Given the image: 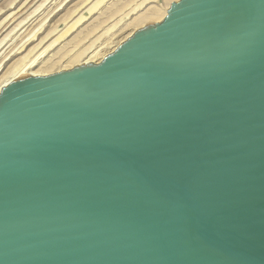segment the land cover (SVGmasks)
I'll return each instance as SVG.
<instances>
[{
  "label": "water",
  "instance_id": "1",
  "mask_svg": "<svg viewBox=\"0 0 264 264\" xmlns=\"http://www.w3.org/2000/svg\"><path fill=\"white\" fill-rule=\"evenodd\" d=\"M0 264H264V0L2 88Z\"/></svg>",
  "mask_w": 264,
  "mask_h": 264
},
{
  "label": "rangeland",
  "instance_id": "2",
  "mask_svg": "<svg viewBox=\"0 0 264 264\" xmlns=\"http://www.w3.org/2000/svg\"><path fill=\"white\" fill-rule=\"evenodd\" d=\"M42 1L43 0H0V10H1L0 11V24H1L0 25V30H1L0 31V37L1 38L3 36H4V38L6 37L5 39L2 38V39H4V42L0 38V42L2 41L0 44V49H1L0 56L4 55L5 51L8 52V50H10L13 46H16L15 49H17L22 44V42L20 43V41L24 42L26 39H28L30 37V35L32 33L35 32L34 33L35 36L33 38L34 40L32 39L33 40L32 42H31V40H29V43L26 46H24L22 48V50L18 51V53H19V52L23 51V49H24L23 52L19 53L18 55L16 54L15 56H13L10 59L8 56L6 58L7 61L6 60L1 61L2 56L0 57V62H1L0 63V81L4 78L2 75H5L6 71L9 72L10 68L13 65L15 66V63L20 61V60H18V58L19 59L22 57L24 58V55L26 54V50L28 51V50L32 49L34 47V45H36L40 42L39 40H41V39H44L43 42L32 53V55L29 56L27 58V60L26 59L21 60V62L17 63L16 65L20 66L22 64V62H23V64H25V63H27L28 60H31L34 58L35 59V62H34L35 65L32 64L34 66L33 67L34 69H32V70H42L43 69V70L52 71V74H53V73H55L53 71H57L58 68L69 64V61H68L69 58H70V60H72L73 58L76 57V55L78 57L80 54L79 52L81 50L83 51L86 47H87V49H89L88 51H91L92 49H93L92 51H94L95 49L96 50L101 49L99 51L100 53H102L103 51L105 52L107 49L111 48V46H113L125 33L129 32L130 29H133L136 27V25L138 23L137 18L140 15H143V13H144V15L147 14L146 12L148 11V9H149V12H151L150 10H152L151 13L156 12V11L159 12L162 10L163 7H165L164 6V5H166L165 2H167V0L166 1H164V0H134V1L133 0H70V1H67V2L61 4L60 9L58 8L59 9L58 10V9H56V7H57V4L59 5L61 3L60 0H52V1L46 0V1H43L44 3ZM59 1H60V3H59ZM62 2H63V0H62ZM137 2H139V3H137ZM39 3H41V4L39 5ZM25 5H27V6H26V8L23 9V7ZM39 6H40V8H38ZM91 8H92V10H91ZM153 8H155L156 11H154ZM18 9L19 10L22 9L20 12V15L17 14L14 17V19L11 20L12 22L9 21V23L6 24L4 26L5 27L4 28L2 25L5 23L6 20L3 21L4 20L3 18H6V17L9 18L11 15H13L17 11H19ZM36 9H37V11H36ZM159 9H161V10H159ZM9 14H10V16H8ZM23 14H24V16H23ZM27 14L31 15V16L28 17ZM23 17H28V19L24 22V23H27V25H25V27L21 31H19V29H18V28H21V25L18 26V28H15V30L12 33L10 30H12L13 27L17 24V22H19V19L21 21ZM80 18H82V21L80 20V22H78L77 26H76L75 23ZM134 18H136L137 23L134 21ZM29 20H31V21H29ZM138 20H140V18H138ZM130 22H132V24L130 26H127L128 24H130ZM151 23H158V22H151ZM146 24L147 23H145L142 27H144ZM72 25H75V26H72ZM33 28H34V30H32ZM141 28H139V29H141ZM24 30H25V32L22 36L29 33V35H28L29 37L26 36L25 38H22V36H20ZM9 31H10V34L11 33L12 34L11 35L8 34V36H7V33H9ZM64 32H66V33H64ZM62 33H64L65 35ZM34 34H32V35H34ZM60 34L64 35V36H62V38H60V40L56 41L55 44L54 43H53V45L51 44L52 47H50L51 46L50 43H52L53 40L58 38V36ZM66 34H67V36H66ZM80 39H81V41H80ZM94 40H95V42H94ZM76 42H78V43H76ZM90 44L92 45V48L89 47V46H91ZM44 46L48 47L47 48L48 50H46L45 52L43 51L45 48ZM102 46H103V49H102ZM39 49H40V51H39ZM41 50H42V52H41ZM65 51L68 53H66ZM37 54L39 56L40 55L41 56L38 57ZM34 55H36V56H34ZM82 56H79V58H81ZM84 56H85V54H84ZM63 57H65V58H63ZM77 57H76V59H77ZM61 58H63V59H61ZM14 61H16V62H14ZM11 63H12V65H11ZM28 63H30V62H28ZM8 66H9V69L7 70ZM8 72H6V73H8ZM2 73H4V74H2ZM8 74H10V73H8ZM24 77L25 76L18 77L17 79L24 78Z\"/></svg>",
  "mask_w": 264,
  "mask_h": 264
},
{
  "label": "bare ground",
  "instance_id": "3",
  "mask_svg": "<svg viewBox=\"0 0 264 264\" xmlns=\"http://www.w3.org/2000/svg\"><path fill=\"white\" fill-rule=\"evenodd\" d=\"M43 1H46V0H43ZM42 1V2H43ZM52 1V0H51ZM60 1H61V3H60ZM59 1V5L57 4V7H56V9H60V6H61V4H63V3H65V2H67V1H70V0H63V2H62V0H60ZM134 1V0H133ZM164 1H166V0H164ZM178 0H167V2H165L166 3V5H164L165 7H163L162 8V10L161 9H159V10H161V11H159V12H157L156 11V9L155 8H153L154 9V11H156V12H153V13H151L152 12V10H150L151 12H149V9H148V11L146 12L147 14H145L144 15V13H143V15H140L138 18H140V20H138V18H137V21H138V23L136 22V18H134V21L137 23V25H136V27L135 28H133V29H130V31L129 32H127V33H125L113 46H111V48H109V49H107L105 52L103 51L102 53H100L99 51L101 50V49H95L94 51H88L89 49H87V47L81 52H77L78 54H79V56H82L81 58H79V56L77 57V53L75 54L76 55V57H77V59H76V57L75 58H73L72 60H70V58H69V64H67V65H65V66H62V67H60V68H58L57 69V71H53V72H55V73H57V72H60V71H65V70H69L70 68H72V67H74V66H79V65H87V64H97V63H99L107 54H109V53H111V52H113L122 42H124L127 38H129L137 29H139V28H141L145 23H151V22H160L164 17H165V15H166V12H167V10H168V8H169V6H170V4L172 3V2H177ZM140 2V1H139ZM139 2H137V3H139ZM147 2V1H146ZM150 2V1H149ZM44 3V2H43ZM86 3V2H85ZM41 3H39V5H40ZM53 4V3H52ZM127 4V3H126ZM128 5V4H127ZM26 6L27 5H25L24 7H23V9L24 8H26ZM43 6V5H42ZM47 6V5H46ZM134 6V5H133ZM125 7V6H124ZM31 8V7H30ZM38 8H40V6L38 7ZM37 8V9H38ZM49 8V7H48ZM54 8V7H53ZM132 8V7H131ZM140 8V7H139ZM32 9V8H31ZM37 9H36V11H37ZM58 9V10H59ZM19 10V9H18ZM22 10V9H21ZM21 10H19V11H17L15 14H13V15H11L10 16V14L8 15V16H10L9 18L8 17H6V18H3L2 20L3 21H5V23L2 25L3 27L6 25V24H8L9 23V21L10 22H12L11 20L12 19H14V17L18 14V15H20V12H21ZM39 10V9H38ZM91 10H92V8H91ZM1 11V10H0ZM51 11V10H50ZM56 11V10H55ZM43 12V11H42ZM54 12V11H53ZM123 12V11H122ZM134 12V11H133ZM149 12V13H148ZM14 13V12H13ZM44 14V13H43ZM28 15V14H27ZM23 16H24V14H23ZM26 16V15H25ZM29 16H31V15H28V17ZM37 16V15H36ZM45 16V15H44ZM19 17V16H18ZM21 17V16H20ZM28 17H23L22 18V20L20 21V19H19V22H17V24L13 27V29L12 30H10L12 33H13V31L15 30V28H18V26H20L21 25V28H18L19 29V31H21L24 27H25V25H27V23H24L27 19H28ZM40 17V16H39ZM38 18V17H37ZM83 18V17H82ZM82 18H80L76 23H75V25L77 26V23L78 22H80V20L82 21ZM87 18V17H86ZM16 20V19H15ZM18 20V19H17ZM38 20V19H37ZM36 20V21H37ZM84 20V19H83ZM29 21H31V20H29ZM15 22V23H16ZM24 23V24H23ZM29 23V22H28ZM23 24V25H22ZM41 24V23H40ZM132 24V22H130V24H128L127 26H130ZM1 25V24H0ZM55 25V24H54ZM75 25H72V26H75ZM39 26V25H38ZM37 26V27H38ZM47 26V25H46ZM32 27V26H31ZM52 27V26H51ZM5 28V27H4ZM2 29V28H1ZM37 29V28H36ZM3 30V29H2ZM28 30V29H27ZM31 30V29H30ZM32 30H34V28L32 29ZM72 30V29H71ZM96 30V29H95ZM1 31V30H0ZM10 31H9V33H7V36H8V34H10ZM18 31V32H19ZM51 31V30H50ZM24 32H25V30L21 33V35L20 36H22L23 34H24ZM30 32V31H29ZM38 32V31H37ZM69 32V31H68ZM11 33V34H12ZM35 33V32H34ZM34 33H32V34H34ZM64 33H66V32H64ZM64 33H62V34H64ZM10 34V35H11ZM31 34V35H32ZM3 35V34H2ZM6 35V34H5ZM29 35V33H27L26 35H24V36H22V38H25L26 36L27 37H29L28 36ZM30 35V37L28 38V39H26L24 42L23 41H20V43L22 42V44L17 48V49H15V47L16 46H13L10 50H8V52H4V55H1L0 57H1V61H3V60H6V58L9 56V59L10 58H12L13 56H15L16 54L18 55L19 53H21V52H23L24 51V49H23V51H21V52H19L18 53V51L19 50H22V48L24 47V46H26L28 43H29V40H31V42L34 40L33 38H34V36H35V34L34 35H32L31 36ZM65 35V34H64ZM64 35H59L58 36V38H56L55 40H53V42L52 43H50V45L52 44L53 45V43L55 44V42L56 41H58V40H60V38H62V36H64ZM85 35V34H84ZM66 36H67V34H66ZM11 37V36H10ZM15 37V36H14ZM114 37V36H113ZM1 38V37H0ZM2 38H4V36L2 37ZM1 38V39H2ZM6 38V37H5ZM4 38V39H5ZM16 38V37H15ZM20 38V37H19ZM4 39H2V41L4 42ZM17 39V38H16ZM21 39V38H20ZM33 39V40H32ZM76 39V38H75ZM10 40V39H9ZM42 40V41H41ZM41 40H39L40 42L38 43V44H36V45H34V47L32 48V49H30V50H26V54L24 55V58L22 57V58H18V60H20V61H18L17 63H19V62H21V60H24V59H26L27 60V58L29 57V56H31L32 55V53L39 47V45L43 42V40L44 39H41ZM1 41V42H2ZM77 41V40H76ZM80 41H81V39H80ZM1 42H0V44H1ZM30 42V43H31ZM94 42H95V40H94ZM71 43V42H70ZM76 43H78V42H76ZM80 43V42H79ZM108 43V42H107ZM9 44V43H8ZM106 44V43H105ZM48 45V44H47ZM49 45V46H50ZM52 45L50 46V47H52ZM79 45V44H78ZM91 45V44H90ZM4 47V46H3ZM8 47V46H7ZM29 47V46H28ZM45 47V46H44ZM72 47V46H71ZM82 47V46H81ZM89 47H91L92 48V45L91 46H89ZM6 48V47H5ZM9 48V47H8ZM26 48V47H25ZM31 48V47H30ZM46 48V49H45ZM44 48V52L46 51V50H48L47 48L48 47H45ZM102 49H103V46H102ZM6 50V49H5ZM69 50V49H68ZM71 50V49H70ZM39 51H40V49H39ZM73 51V50H72ZM0 52H1V49H0ZM38 52V51H37ZM41 52H42V50H41ZM40 52V53H41ZM66 52V51H65ZM75 52V51H74ZM66 53H68V52H66ZM71 53V52H70ZM36 54V53H35ZM42 54V53H41ZM44 54V53H43ZM84 54H85V56H84ZM38 55V54H37ZM63 55V54H62ZM66 55V54H65ZM74 55V56H75ZM34 56H36V55H34ZM33 56V57H34ZM41 56V55H40ZM39 55H38V57H40ZM32 57V58H33ZM37 58V57H36ZM63 58H65V57H63ZM63 58H61V59H63ZM68 59V58H67ZM32 60V61H31ZM31 60H28L27 61V63H25V64H23V62H22V64L20 65V66H17L16 64L17 63H15V66L13 65L11 68H10V71L8 72V71H6V72H8V73H10V74H8V73H6L5 72V75H2L1 77L3 78L1 81H0V91L2 90V88H4L6 85H8L10 82H12V81H14V80H16L18 77H23V76H25V77H37V76H46V75H49V74H52V71H48V70H32V69H34L33 67V65L32 64H34L35 65V59L33 58V59H31ZM7 61V60H6ZM67 61V60H66ZM65 61V62H66ZM14 62H16V61H14ZM28 62H30V63H28ZM1 63V62H0ZM56 63V62H55ZM11 65H12V63H11ZM9 69V66L7 67V70ZM56 70V69H55ZM2 74H4V73H2ZM23 75V76H22Z\"/></svg>",
  "mask_w": 264,
  "mask_h": 264
}]
</instances>
